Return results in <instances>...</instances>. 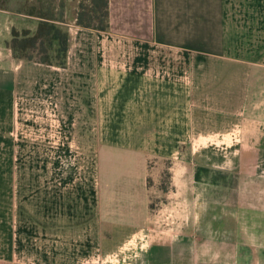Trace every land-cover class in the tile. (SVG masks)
Masks as SVG:
<instances>
[{"label": "crops", "instance_id": "obj_1", "mask_svg": "<svg viewBox=\"0 0 264 264\" xmlns=\"http://www.w3.org/2000/svg\"><path fill=\"white\" fill-rule=\"evenodd\" d=\"M107 2L105 30L63 2V66L15 56L38 18L0 7V264H264V0ZM165 170L177 226L152 235Z\"/></svg>", "mask_w": 264, "mask_h": 264}, {"label": "rangeland", "instance_id": "obj_2", "mask_svg": "<svg viewBox=\"0 0 264 264\" xmlns=\"http://www.w3.org/2000/svg\"><path fill=\"white\" fill-rule=\"evenodd\" d=\"M2 0H0V7L3 6L2 5ZM93 1H95V3L93 4ZM103 0H28L26 3V7L31 8L34 7L35 10H38L39 8H46L48 6L52 7L54 9V11H58V9L60 8L61 5H63V2L65 3L66 7L75 10L77 15L81 12L84 11V8L89 9L91 6L95 5V8L97 10H100V4H102ZM73 12V11H72ZM31 21H33V19H29V18H25V17H19V19L16 20V28H14V30L16 32L19 33V37L18 39L24 38L22 36L23 32H27L28 33V37H32V35L35 34L36 30H30L29 27H31ZM57 25L62 28L65 31H68V26L66 25L65 22V17L64 19L62 18V21L58 22ZM40 47H49V44L47 43V40L44 41V38L39 37L38 39H36L35 43H34V47L28 46V48H26L25 50H20L17 49L16 52L14 54L16 55H28L31 54L34 59H39V58H43L46 54L48 56L51 57L53 62H58L59 56L57 54V52L55 51V49L57 48V43L54 42L53 45H51L46 54L45 53H41L39 51ZM66 59V58H65ZM34 61V60H33ZM37 62V61H36ZM66 62V60H65ZM217 145L218 140H214ZM221 144V143H220ZM217 145H215V147H217ZM16 158L18 159V164L21 167H25L26 164H28L29 162H31V158L30 156H19ZM40 158V157H39ZM83 158L85 159V157H75L76 160L79 159V163H77V165L79 166H84V161ZM51 162L54 159L53 156L50 157ZM65 161V160H64ZM25 164V165H24ZM209 174H205V178L206 179H211L212 176H208ZM3 176V180H6L9 178V174L8 173H2ZM18 179H19V185L22 188H19V193L18 196L21 197L23 195H25V193H23L24 190L29 191L30 189H35V188H24L26 185H31V183H24L23 181L25 180H33V179H42V172L41 170H39L38 172H24V171H19L18 172ZM2 180V181H3ZM160 186V187H159ZM170 186V173L165 170L162 173V178L161 181L159 182L158 186L156 189H153L152 195H151V210L149 213V225L151 226L152 230V235L154 232L156 233H161L160 231H168V232H173L175 231V226H177L172 218L174 217L175 214V210L172 209V207L174 206V201H176V197L174 195H177V191L174 190V188L172 189V191H170L171 189ZM4 187L1 188V183H0V210L3 211V207L5 206L3 203H8L6 201L9 200L8 197H6V195H8L6 193V191H4ZM178 192H181V190H178ZM2 204V205H1ZM9 204H6V206L8 207ZM21 205L19 208V216H22V213L25 212V207L22 206L24 204H19ZM185 211H183V215H184ZM185 217V216H184ZM6 224L8 226V223L1 224L0 221V245L4 246L5 243L7 241L4 242V232L6 229ZM2 227V228H1ZM18 227L20 230H18L15 233L14 236V248H15V258L19 261H23L24 259L22 258L24 256V253H20L18 250L19 248V243L21 244H25L26 240H25V231H26V221L24 219L19 218L18 220ZM4 248V247H2ZM130 258V257H129ZM116 259V258H115ZM125 260H127L125 258ZM100 264V263H98ZM105 264H121L120 261H116L114 260V262H106Z\"/></svg>", "mask_w": 264, "mask_h": 264}, {"label": "trees", "instance_id": "obj_3", "mask_svg": "<svg viewBox=\"0 0 264 264\" xmlns=\"http://www.w3.org/2000/svg\"><path fill=\"white\" fill-rule=\"evenodd\" d=\"M28 0H2L1 7L12 8L16 12L24 13L27 15H32L38 18V25L34 35L32 37H28L27 32H23L22 36L24 38L18 39L19 33L12 29V38L10 41V46L13 50V53L16 52L17 49L25 50L28 46L34 47V43L36 39L39 37L44 38V41L47 40L49 47H40L39 51L41 53L47 52L50 46L57 43V48L55 51L57 52L59 59L58 62H53L51 57L47 54L43 58L34 59L31 54L28 55H16L17 57H21L27 60H34L37 62L63 66L65 64L66 53L69 47L70 35L68 31L60 28L57 23L62 21L63 18V5L60 6L58 11H54V9L50 6L46 8H39L35 10L34 7L28 8L26 7V3ZM42 1V0H41ZM95 1H93V4ZM100 10L95 8V5L91 6L89 9L84 8V11L79 13L76 18V23L83 27L93 28L96 30H105L108 27V2L107 0H103L102 4H100Z\"/></svg>", "mask_w": 264, "mask_h": 264}]
</instances>
